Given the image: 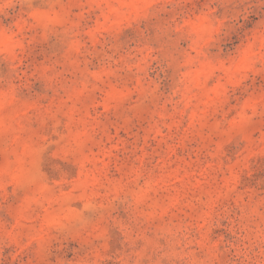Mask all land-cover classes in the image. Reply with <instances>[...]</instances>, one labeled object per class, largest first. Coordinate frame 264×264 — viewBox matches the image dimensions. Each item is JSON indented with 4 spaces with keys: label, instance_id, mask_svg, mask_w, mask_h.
Wrapping results in <instances>:
<instances>
[{
    "label": "rangeland",
    "instance_id": "rangeland-1",
    "mask_svg": "<svg viewBox=\"0 0 264 264\" xmlns=\"http://www.w3.org/2000/svg\"><path fill=\"white\" fill-rule=\"evenodd\" d=\"M0 264H264V0H0Z\"/></svg>",
    "mask_w": 264,
    "mask_h": 264
}]
</instances>
